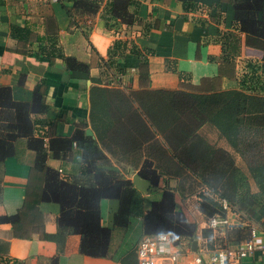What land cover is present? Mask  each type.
<instances>
[{
	"label": "crops",
	"instance_id": "crops-1",
	"mask_svg": "<svg viewBox=\"0 0 264 264\" xmlns=\"http://www.w3.org/2000/svg\"><path fill=\"white\" fill-rule=\"evenodd\" d=\"M98 3L97 7L92 2L88 9L76 7L74 0H0V87L9 88L17 102H33L35 88H39L45 111L31 115L36 121L33 136L43 141L46 166L59 180L94 184L92 174L86 171L83 144L95 141L104 155L95 168L115 172L133 183L142 201L141 216L117 226L119 198H101L100 223L111 231L108 254L95 257L81 253L80 235L59 226V203L40 200L49 181L41 173H37L39 178L35 176V150L27 145V138H18L13 153L0 160V216H14L25 207L14 222H0V264H120L123 254L136 249L144 235L142 214L160 199V188L175 185L173 178H165L160 188L153 189L144 177L145 155L137 164L123 160L127 140L121 128L109 121L125 118L113 111L111 101L104 99L98 110L95 108L98 89L124 93L239 90L264 97V39L239 29L230 0ZM58 54L74 58L86 70L69 69ZM245 130L247 141L259 136L264 148V127L246 126ZM200 132L211 144L236 154L239 162L240 156L216 130L203 126ZM57 139L70 143L65 152L54 156L49 143L56 140L52 145L58 149ZM136 176L148 182L146 191L135 186ZM29 197L33 202L27 209ZM182 205L196 225L192 241L197 242V248L204 244L214 248L247 237L245 226L224 234L209 229L196 195ZM240 264H264V256L256 252Z\"/></svg>",
	"mask_w": 264,
	"mask_h": 264
},
{
	"label": "trees",
	"instance_id": "trees-1",
	"mask_svg": "<svg viewBox=\"0 0 264 264\" xmlns=\"http://www.w3.org/2000/svg\"><path fill=\"white\" fill-rule=\"evenodd\" d=\"M120 1L123 4L126 0ZM230 1L239 29L264 39V0ZM92 2L98 7L99 0H74L79 8L90 9ZM63 59L69 69L86 70V66L74 58ZM98 91L95 108L98 110V104L105 99L111 101L114 112L121 113L125 118L122 121L118 118L116 123L109 121L121 128L127 140L123 160L137 164L140 156L145 155L142 162L144 177L153 189L160 188L165 178L175 180L173 187L160 188V199L153 201L150 209L142 214L144 235L166 233L177 245L185 239L191 243L196 238V225L185 211L183 201L196 195L200 201L199 209L207 218L221 212L216 201L200 191L196 192L198 185L211 189L233 207L245 211L246 217L259 224L264 231V164L247 166L250 176H246L235 161L236 154L211 144L200 132L203 126H210L242 157L239 146L246 139L245 127H264V97L239 90L212 93L141 90L124 93L101 88ZM40 95L37 87L33 102H17L12 99L9 88L0 87V128H4L0 131V160L13 153L15 140L27 138V145L36 153L33 165L35 176L39 178L37 173H41L42 178L49 181L48 190H42L39 195L40 200L51 199L59 203V226L80 235L81 253L106 256L111 231L100 223V199L112 195L119 198L121 205L115 215L117 226L126 225L131 217L141 216L142 201L130 180L121 179L115 172L95 168L96 161L104 157L95 141L83 144L86 171L92 174L94 184L77 185L59 180L57 173L46 166L47 152L43 141L33 136L36 121L31 115L45 111ZM57 142L58 149L52 145L56 140L49 143L54 156L65 152L70 143L67 139H57ZM245 177L254 181L257 191L250 192L243 182ZM31 202L33 200L27 198V209L31 207ZM24 207L14 216H0V222H14L15 218H20ZM120 264H137L136 249L127 250Z\"/></svg>",
	"mask_w": 264,
	"mask_h": 264
},
{
	"label": "built area",
	"instance_id": "built-area-1",
	"mask_svg": "<svg viewBox=\"0 0 264 264\" xmlns=\"http://www.w3.org/2000/svg\"><path fill=\"white\" fill-rule=\"evenodd\" d=\"M205 190L206 193H201L212 198L221 208V212L206 219L207 227L213 232L224 234L228 230L245 226L248 229L247 237L214 248H208L204 244L193 251L191 243L181 242L177 245L166 233L145 234L136 245L137 264H240L241 260L250 254L258 252L264 256V231L230 205L225 198L211 189ZM229 213L233 216H229Z\"/></svg>",
	"mask_w": 264,
	"mask_h": 264
},
{
	"label": "rangeland",
	"instance_id": "rangeland-1",
	"mask_svg": "<svg viewBox=\"0 0 264 264\" xmlns=\"http://www.w3.org/2000/svg\"><path fill=\"white\" fill-rule=\"evenodd\" d=\"M196 107H198V106H196ZM193 108H194V106H193ZM260 138L261 137L256 136V139L254 138L253 140L250 139L248 141L246 140L247 139L246 138V139H244V142L241 141V144L239 146V148L243 152V155H241L242 157H240L237 160V161H239L237 163V165L239 166V169L243 172V174L246 176L247 175L250 176V174L248 172L250 167L255 166L257 164H264V148L261 145L262 139H260ZM245 178L247 181L245 180ZM245 178H244L243 182L246 183V187L250 188V192L257 191V186L255 185L254 181L251 178H248V177H245ZM205 188H207V187H205V186L200 187L198 185V186H196V189H197L196 192L198 191V193H199V191H200V192H203V194H204L207 192L205 190ZM235 209H237L238 211L242 212L245 215V213H244L245 211L243 212L241 209L239 210L237 206L235 207ZM246 218L249 220L248 217H246Z\"/></svg>",
	"mask_w": 264,
	"mask_h": 264
},
{
	"label": "water",
	"instance_id": "water-1",
	"mask_svg": "<svg viewBox=\"0 0 264 264\" xmlns=\"http://www.w3.org/2000/svg\"><path fill=\"white\" fill-rule=\"evenodd\" d=\"M67 77V75H65ZM134 183H135V186L140 189V190H143V191H146L147 187H148V182L147 181H144V180H141L138 176L134 177ZM197 242L194 240L192 241L191 243V248L193 251H195L197 249Z\"/></svg>",
	"mask_w": 264,
	"mask_h": 264
}]
</instances>
